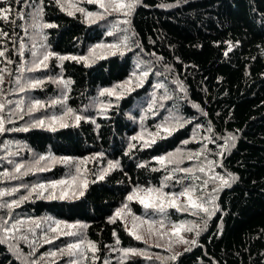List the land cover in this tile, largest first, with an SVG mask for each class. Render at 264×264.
<instances>
[{"label": "trees", "instance_id": "1", "mask_svg": "<svg viewBox=\"0 0 264 264\" xmlns=\"http://www.w3.org/2000/svg\"><path fill=\"white\" fill-rule=\"evenodd\" d=\"M5 8L9 18H0V32L5 33L0 36V58L11 67H18L26 23L33 14L35 29L57 56L83 57L99 42L116 41L109 33L111 16L88 24L80 13L68 15L56 0H0V9ZM41 9L42 15H37ZM128 28L131 45L120 54L90 64L56 59L49 69L32 73L36 80L60 75L70 81L65 101L86 119L27 131L16 130L22 129L16 122L13 131L0 133V140L21 144L24 156L29 151L80 159L97 155L95 166L112 162L117 167L103 179L95 178L98 169L93 167V180L81 190L83 195L26 201L17 207L18 216L83 224L85 238L96 246L98 264L111 249H143L146 244L130 235L115 211L133 190L160 187L168 172L157 158L183 145L200 128L207 133V152L218 161L216 171L229 182L219 187L215 211L195 243L168 264H264V0H139ZM143 64L152 66L150 78L100 111V90L127 80L135 66L141 69ZM156 84L168 97L164 105L152 107ZM28 91L39 100L60 92L47 82ZM167 114H178L183 125L149 144L134 139L139 129H154ZM65 174L66 167L56 165L32 178L49 181ZM180 182L173 189L190 184L186 178ZM128 204L139 216L161 214ZM165 213L173 222L190 218L172 209ZM14 253L6 242L0 243V264H22ZM125 264H145V259Z\"/></svg>", "mask_w": 264, "mask_h": 264}, {"label": "rangeland", "instance_id": "2", "mask_svg": "<svg viewBox=\"0 0 264 264\" xmlns=\"http://www.w3.org/2000/svg\"><path fill=\"white\" fill-rule=\"evenodd\" d=\"M57 1V0H56ZM107 2V0H105ZM127 3L129 0H123ZM64 5L63 11H72L73 15L80 13L81 17L88 24L102 22L109 16L112 17L114 24H110L111 35L113 34L115 40L113 43L99 42L93 45L83 57H88L86 64L96 62L97 60L105 57H109L116 53L120 54L127 50L131 45V40H128L130 32L128 25L124 21H129L130 15H125L124 11H112L109 9L107 13L100 8L97 3H89L88 0H60V4ZM86 4L93 5V8H87ZM74 5V7H70ZM61 7V6H60ZM77 8H83L85 12L77 11ZM100 13L103 14L101 18H89L86 13ZM36 15L33 14L26 23L27 39H24L20 45V59L18 67H11L7 64L3 58H0V104L4 105V108L0 110V120L4 122L5 132L13 131L14 124L16 122L22 129L29 127H39L43 129H56L62 127V125L76 124L78 121L76 117H81L80 120L86 119L74 111L68 112L71 109L66 103V84L59 83L63 80L60 75L44 77V82L54 84L60 92L58 94L51 95V97L39 100L30 95L28 89H34L29 87L34 83L36 79L33 78L32 73L39 70H47L51 67L52 63L57 59L55 56L50 57L47 68H39L33 71L35 64L38 63L43 56L50 52L48 47L45 46L43 34L40 36L39 29H35L37 25ZM57 56V55H56ZM137 68L131 73L130 78L120 83L114 84L112 87L103 88L100 90L101 99L96 103V106L100 108V111H104L109 105L110 101L114 98H121L123 95L133 90L136 86H141L150 78V72L153 70L150 64H143L141 69ZM151 69V70H150ZM14 71V72H13ZM11 72V73H10ZM147 73L144 76V73ZM131 83H127V82ZM157 85L153 87L151 91V106L164 105L166 103L168 94L160 93L161 87L157 88ZM39 87H43V84ZM177 88L181 91V87L177 83ZM105 90H113V94H109ZM103 97H102V94ZM39 100L44 107L33 109L32 105ZM156 107V106H155ZM43 120V126H33L37 121ZM183 125L178 114H167L162 122L155 126L154 129L143 128L139 129L135 134V138L143 144H149L158 137H162L170 131ZM2 133V134H3ZM158 133V134H157ZM190 142H196L195 148L188 146ZM208 143L207 133L200 128L194 130L188 140L183 141V145L178 146L175 150L168 152L160 157H165V163L159 164L167 171L165 178L171 176L169 180H162L160 187H149L153 189L161 188L163 185V192L176 193L184 191L185 189H193L192 199L199 204H203L209 210V213L204 212L201 208H193L189 205L187 197L180 196L179 204L181 210H177L172 207H165L166 209H172L181 213H187L190 218L180 221H170L166 219L165 211L161 213L157 218L139 216L131 210V205L128 202L141 204L140 198L146 193L141 190L135 189L129 195L134 196L133 200L129 201L128 196L126 203L120 206L115 211V216L121 220L130 233L133 230L134 217H139L135 223L138 227L135 231L143 236V242L146 246L143 249H135L139 252H143L144 255H132L125 256L124 250L126 249H111L109 250L110 256L107 257L102 264H125L126 261L133 258L145 259V264H168L173 256H177L181 251L190 248L195 241L197 233L204 227L207 220L213 215L215 211V197L219 187L225 185L223 181H227L225 177L216 171L218 167V161L207 152L206 146ZM221 145L219 147L222 150ZM24 147L21 144L11 143L8 141L0 140V192L10 193L0 196V236L14 254L18 257L22 264H98L99 255L97 249L93 252L89 248V241L85 238L84 227L81 223L76 222H63L53 219L48 216L40 217H28L18 216L16 211L17 207L22 205L26 201H34L36 199H52L49 195L52 191H55L57 198L61 192H66L63 200L73 199L80 195L82 189H85L89 182H91L94 169H98L96 179H99L105 173L112 168L107 163L105 166H95L97 155L85 158H68V157H56L51 154H36L31 151L28 152V156L23 154ZM45 159L41 160L40 158ZM157 161H159V158ZM2 160L6 161L3 163ZM172 162L169 163L168 161ZM19 172L16 171L18 166ZM56 165L65 166L67 174L63 177L49 181H35V172L47 171L55 167ZM204 171L201 172L200 169ZM183 169H190L191 171H185L187 174H181ZM36 177V176H35ZM75 178V179H73ZM188 179L190 184L182 186L179 191L173 189L175 183H181V179ZM67 181L65 185H58L56 189H49L44 192L43 197L37 193H33L28 200H23L18 206H14L11 209L3 205L10 204L14 200H22L24 196L29 194L32 187L38 184L50 185L58 181ZM205 181L207 184H205ZM16 189V191H13ZM127 205V208H125ZM144 207V206H143ZM120 213L117 216V213ZM59 222V227L57 225ZM143 222V223H142ZM149 223L153 224L152 233L149 234ZM163 224V227H161ZM15 225V227H13ZM37 225H39L37 227ZM65 225H72L71 228H65ZM174 225H183L184 228H174ZM58 231L54 232L52 229ZM186 228H192V231H186ZM7 230V231H6ZM65 231H71L75 235L67 236L62 233ZM45 237L51 240V243H45ZM183 240H187L188 243H184ZM23 240H22V239ZM27 240V241H26ZM25 241V242H23ZM60 241V243H59ZM29 244H28V243ZM25 243V244H24ZM92 243V242H91ZM31 244V245H30ZM68 244H81V247L77 250L76 254L69 256L67 254H60V250L67 247ZM93 244V243H92ZM32 249H31V248ZM20 248H22L20 250ZM28 249V251H27ZM129 249V248H127ZM21 251V252H20ZM51 253H57L55 256ZM43 257V258H42ZM147 257H150L147 258ZM159 257V259H157ZM32 259V260H31Z\"/></svg>", "mask_w": 264, "mask_h": 264}, {"label": "snow or ice", "instance_id": "3", "mask_svg": "<svg viewBox=\"0 0 264 264\" xmlns=\"http://www.w3.org/2000/svg\"><path fill=\"white\" fill-rule=\"evenodd\" d=\"M89 3H97L99 4L100 8H102L104 10L105 13H107L109 11V9H111L112 11H116V12H119V11H124V14L125 15H130L132 10L136 7V4L139 3V0H129V2L125 3L123 2V0H107V2H105V0H88ZM57 3L60 4V0H57ZM61 8L63 9L64 8V5L61 4L60 5ZM70 7H74V5H70ZM77 11H80V12H85V10L83 8H77L76 9ZM9 9L5 8V9H0V18L4 19V20H7L9 17L7 15ZM37 15H42V9L37 13ZM68 15H73V12L72 11H68ZM86 16L89 17V18H101L103 19V14H100V13H91V12H88L86 13ZM125 23H129V21H124ZM42 27L44 28H49V27H55V25H52V24H43ZM2 35H5V33L3 32H0V36ZM4 55V52L3 51H0V56H3ZM55 56L57 59H59L61 62L64 61V60H67V59H72V60H82V61H87L88 57H67V56H56L55 53H52V52H47L43 58L35 64V67L34 69H29V71H33L35 69H39L41 67L43 68H47L48 67V61L50 59V57H53ZM9 63H11V61H8ZM144 76L147 75V73L145 72L143 74ZM0 81H2V77H0ZM44 83L43 80H36L34 83L30 84L29 87H39L40 85H42ZM59 83H64V84H69L71 83L70 81H59ZM127 83H131L130 81L127 82ZM106 92H108L109 94H113V90H105ZM102 95L104 94L103 92L101 93ZM44 107V105L39 101L37 100L35 102L34 105H32V108L33 109H37V108H42ZM4 108V105L3 104H0V110H2ZM72 110L71 109H68V112H71ZM81 119V117L77 116L76 117V120L79 121ZM44 125V121L43 120H39L36 122L35 125L33 126H43ZM62 126H67V125H62ZM16 130H23V131H27L28 129L27 128H24V129H16ZM5 131V127H4V122L2 120H0V133H3ZM158 134V133H157ZM135 139V137H134ZM41 160L45 159L44 157H41L40 158ZM165 157H160L159 158V162L161 164H164L165 163ZM169 163H171L172 161L169 160L168 161ZM20 167H23L22 165L21 166H18L16 171L19 172L20 170ZM110 168H114V167H117V165L115 164H110L109 165ZM182 171H191L190 169H183ZM201 172L204 171L203 168L200 169ZM172 177L171 176H168L165 178V180H169L171 179ZM75 179V178H73ZM100 179H103V176L100 177ZM222 180V183H227V181H223V178L221 177L220 178ZM66 183H68L67 181H58V182H54L50 185H44V184H38L34 187L31 188V190L29 191V194L27 196H24L22 198V200H14L12 201V203L10 204H6V205H3L5 207H8L9 209H11L12 207L14 206H18L19 203H21L23 200H28L30 199L31 195L33 193H37L39 196L43 197L44 195V192L45 191H48L49 189H56L58 185H65ZM205 184H207V182L205 181ZM167 185H163L161 188H158V189H153V188H149L147 190H141V191H144L146 194L140 198V203L143 204V206L147 209V208H154L156 210H158L159 212L163 213L165 211V207H172V208H176L177 210H181V205L179 204V197L180 196H184V197H187L188 199V203L191 207L193 208H201L204 212L206 213H209V210L203 206V204H199L197 203L195 200L192 199V192H193V189H185L184 191L180 192L179 194H176V193H165L163 192V187H166ZM13 191H16V189H14ZM5 194H10V193H3V192H0V196L2 195H5ZM66 195V192H61L59 198L60 199H63ZM80 195H83V192H80ZM137 194L134 193L133 195H129L128 196V200L131 201L133 200L134 196H136ZM49 198H52V199H55L57 198L56 194H55V191H52L49 195ZM125 208H127V205H125ZM120 213L118 212L117 213V216H119ZM209 215H211V213H209ZM140 218L139 217H134V223H133V230L130 231V235H133L135 239L137 240H143V236L138 234L135 229L138 227V225L135 223L136 220H139ZM143 223V222H142ZM57 225L59 227V222H57ZM39 225H37L38 227ZM13 227H15V225H13ZM58 227L56 229H52V231L56 232L58 231ZM73 227L72 225H65V228H71ZM81 227H86V226H81ZM161 227H163V224H161ZM174 228H184L183 225H174L173 226ZM152 230H153V224L152 223H149V228H148V231H149V234L152 233ZM186 231H192V228H186L185 229ZM7 231V230H6ZM63 235H67V236H72V235H75V233L71 232V231H65L62 233ZM197 235H199V233H197ZM182 242L184 243H188L187 240H183V238L181 237L180 238ZM5 241H0V243H4ZM45 243H51V240L48 239L47 237H45ZM117 244H119V240L117 239L116 241ZM192 243H195V241H192ZM81 247V244H68L66 248L64 249H61L60 250V254L63 255V254H67L69 256H73L76 254L77 250ZM89 248L95 252L96 251V246L95 244H92L91 242H89ZM124 253H125V256H127L129 253L132 254V255H144L143 252H139L135 249H126L124 250ZM57 253H51V255L55 256ZM43 258V257H42ZM150 259V257H147ZM176 257L173 256L172 259H175ZM157 259H159V257H157Z\"/></svg>", "mask_w": 264, "mask_h": 264}, {"label": "bare ground", "instance_id": "4", "mask_svg": "<svg viewBox=\"0 0 264 264\" xmlns=\"http://www.w3.org/2000/svg\"><path fill=\"white\" fill-rule=\"evenodd\" d=\"M72 51H73V50H72ZM64 53H66V52H64ZM69 53H70V51H69ZM13 72H14V71H13ZM10 73H11V72H10ZM0 75H1V74H0ZM161 83H162V82H161ZM95 85H96V84H95ZM92 99H93V97H92ZM92 99H91V100H92ZM164 109H165V108H164ZM162 110H163V109H162ZM160 111H161V110H160ZM160 111H159V112H160ZM165 111H166V110H165ZM157 112H158V111H157ZM156 114H157V113H156ZM156 114H155V115H156ZM158 115H159V114H158ZM160 115H161V113H160ZM156 116H157V115H156ZM31 211H32V210H31ZM18 214H19V213H18ZM39 215H40V214H39ZM37 216H38V215H37ZM21 239H22V238H21ZM22 240H23V239H22ZM26 241H27V240H26ZM23 242H25V241H23ZM27 243H28V242H27ZM24 244H25V243H24ZM28 244H29V243H28ZM30 245H31V244H30ZM30 248H31V247H30ZM21 249H22V248H20V250H21ZM31 249H32V248H31ZM27 251H28V249H27ZM20 252H21V251H20ZM31 260H32V259H31Z\"/></svg>", "mask_w": 264, "mask_h": 264}]
</instances>
